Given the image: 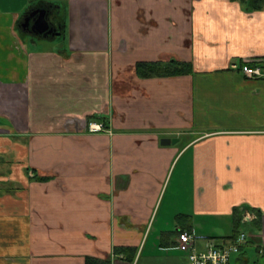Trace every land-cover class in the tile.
<instances>
[{
	"label": "crops",
	"instance_id": "0c3cea01",
	"mask_svg": "<svg viewBox=\"0 0 264 264\" xmlns=\"http://www.w3.org/2000/svg\"><path fill=\"white\" fill-rule=\"evenodd\" d=\"M38 1L54 38L0 0V264H187L182 230L200 249L243 232L230 264H264V77L230 68L264 63V5ZM169 58L193 72L134 70Z\"/></svg>",
	"mask_w": 264,
	"mask_h": 264
},
{
	"label": "built area",
	"instance_id": "2783aa9c",
	"mask_svg": "<svg viewBox=\"0 0 264 264\" xmlns=\"http://www.w3.org/2000/svg\"><path fill=\"white\" fill-rule=\"evenodd\" d=\"M230 68L238 70L244 77L257 79L264 77V63H231ZM91 131L102 130L100 124L89 125ZM246 240L245 234L239 232L232 240L215 242L208 239L204 248L197 246V236L188 230L178 232L177 243L186 255L187 264H230L232 253L238 252Z\"/></svg>",
	"mask_w": 264,
	"mask_h": 264
},
{
	"label": "trees",
	"instance_id": "16d2710c",
	"mask_svg": "<svg viewBox=\"0 0 264 264\" xmlns=\"http://www.w3.org/2000/svg\"><path fill=\"white\" fill-rule=\"evenodd\" d=\"M232 1H238L239 4L246 9L247 11H255V10H261L264 5V0H232ZM51 2H43L38 1L35 2V0H29V5L27 9H29L32 6H45L50 5ZM53 5V4H52ZM59 22L61 24V28L63 26L62 20L59 18ZM19 23V22H18ZM60 28V29H61ZM135 72L140 77H169V76H176V75H183V74H189L193 72V67L190 62L181 61L175 58H169L168 60L161 61H138L135 63L134 66ZM104 123H102L103 125ZM104 126V125H103ZM38 181H45L49 178V176L45 175H34V177H31ZM234 211V224L238 226L240 217L238 215L237 207L233 209ZM257 216L260 215V211L257 209H254ZM181 217L178 216V219ZM131 249L126 247H116L114 248V251L116 253H125ZM85 264H110L109 259H101L97 257L92 256H86L85 257Z\"/></svg>",
	"mask_w": 264,
	"mask_h": 264
},
{
	"label": "flooded vegetation",
	"instance_id": "af4514ba",
	"mask_svg": "<svg viewBox=\"0 0 264 264\" xmlns=\"http://www.w3.org/2000/svg\"><path fill=\"white\" fill-rule=\"evenodd\" d=\"M39 8H44L46 10L45 18L48 22V28L47 29L50 30L52 34L56 33V32H60L61 24L59 22V13H58V10L55 9V6L52 4L45 5V6L36 5V6L30 7L29 9H26L24 11V13L22 14L21 19L19 21V26L22 29V31L32 33V34L39 36V37H43L42 35L36 34L34 32L35 29L33 27V23H34L35 19L37 18L38 14L36 13L34 15H31L32 12H34L36 9H39ZM26 19H28L27 25H25ZM52 34L47 35L46 37H43V38H54L57 36V35L54 36ZM100 125L102 127H104L102 124H100Z\"/></svg>",
	"mask_w": 264,
	"mask_h": 264
},
{
	"label": "water",
	"instance_id": "95a60500",
	"mask_svg": "<svg viewBox=\"0 0 264 264\" xmlns=\"http://www.w3.org/2000/svg\"><path fill=\"white\" fill-rule=\"evenodd\" d=\"M38 14L37 18L35 19L34 23H33V27L35 29V33L36 34H40L42 35L43 37H46L47 35H50L52 34L50 30H48V22L45 18V14H46V10L44 8H39V9H36L34 12L31 13V15H34V14ZM28 24V19H26V24ZM60 34L59 32H56V33H53L52 35L56 36ZM173 142L172 139L170 138H162L160 140V143L161 144H169Z\"/></svg>",
	"mask_w": 264,
	"mask_h": 264
},
{
	"label": "rangeland",
	"instance_id": "374dc122",
	"mask_svg": "<svg viewBox=\"0 0 264 264\" xmlns=\"http://www.w3.org/2000/svg\"><path fill=\"white\" fill-rule=\"evenodd\" d=\"M40 44H41L42 46H45V45H46L44 42H40ZM247 229L250 231V230H251V227H247Z\"/></svg>",
	"mask_w": 264,
	"mask_h": 264
}]
</instances>
